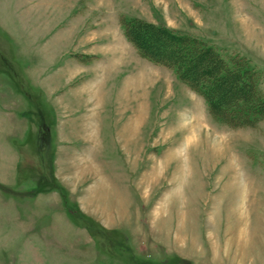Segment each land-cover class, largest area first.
<instances>
[{
  "label": "rangeland",
  "instance_id": "374dc122",
  "mask_svg": "<svg viewBox=\"0 0 264 264\" xmlns=\"http://www.w3.org/2000/svg\"><path fill=\"white\" fill-rule=\"evenodd\" d=\"M113 2L227 60L246 58L264 93V0ZM22 3L0 0V264H264V119L228 125L175 69L136 58L104 16L110 0L53 1L49 16ZM60 4L85 16L69 13L58 27ZM75 18L85 39L102 42L87 57L106 63L78 60L93 71L63 77L52 94L36 68L50 61L57 73L80 44ZM62 123L91 173L62 184V202L35 198L33 188L53 182ZM77 124L89 141L76 139ZM30 168L44 177L33 184Z\"/></svg>",
  "mask_w": 264,
  "mask_h": 264
},
{
  "label": "trees",
  "instance_id": "16d2710c",
  "mask_svg": "<svg viewBox=\"0 0 264 264\" xmlns=\"http://www.w3.org/2000/svg\"><path fill=\"white\" fill-rule=\"evenodd\" d=\"M122 23L137 52L175 69L183 82L204 97L212 115L232 126L264 119V93L258 86L261 73L246 58L234 55L227 60L201 39L140 18H124Z\"/></svg>",
  "mask_w": 264,
  "mask_h": 264
},
{
  "label": "crops",
  "instance_id": "0c3cea01",
  "mask_svg": "<svg viewBox=\"0 0 264 264\" xmlns=\"http://www.w3.org/2000/svg\"><path fill=\"white\" fill-rule=\"evenodd\" d=\"M30 2L31 5H40L39 6V9L41 10V13L40 16L44 15H48V12L50 11V9L52 8V2L55 1L54 3V6L56 8V5L58 3H61V4H64L67 2V0H18V3L19 2ZM58 1V2H56ZM63 1V2H62ZM115 0H110V2H112V5H113V8L115 7L114 6V2ZM22 3V4H23ZM60 4V10L59 9H56V10H59L60 14H62L63 12V19L61 18L59 21V25H56L58 27H61L62 26V23L65 21V18L67 15H70L71 14H77L80 16V15H84V12L81 8H77L76 6L73 7V9H71V12L68 13V11H62V5ZM64 7H66V4L64 5ZM65 9V8H64ZM31 9H29L30 11ZM49 10V11H48ZM68 10V9H67ZM103 10H106V8H104ZM32 13V11H30ZM75 12V13H74ZM105 17H108L106 18L107 20H109V24L111 26L109 27H112L114 28L116 26V23H117V27H119V32L121 33L122 35V43H126L128 45V48L129 50H132V46L133 43L127 39V36L125 34V29L123 27V19H131V18H144L146 20V17L144 16H132V17H128V16H125V14H122V12L120 10H117V7L114 8V10H109V11H106L104 13ZM36 15H39V14H35L34 16L32 17H35ZM89 16L92 15L94 16L95 14H88ZM90 16V17H92ZM82 17V16H80ZM78 17V18H80ZM48 18V17H46ZM78 18H75L73 19V27H71L70 29L72 30H75V29H79V23L81 24L82 22V18L81 19H78ZM105 20V21H101L99 23V19L97 20V24H100L97 26L98 30H104L105 28H101V27H104L103 24H105V22L108 23V21ZM148 20V19H147ZM83 25V24H82ZM1 27V26H0ZM107 27V26H106ZM2 28V27H1ZM36 32L35 33H38L37 29H35ZM39 30H42V29H39ZM43 32H46V30H42ZM34 32H31V34H33ZM86 34V32L83 30V26L80 28V30L78 31V40L80 39V44L77 45L75 48H73L72 50L70 51H64V53L62 54L64 56L65 59H67L62 65H60V67H58V69H56L58 72L57 73H53V71H51V68L48 69L47 67L50 65V61L47 62L45 65H44V70H42V68H36V72L38 75H41V73H43V81H44V88L45 87H48L49 90L51 91L52 94L56 93L57 90H59L61 87H62V82L61 80L63 79V77L66 79V80H72L73 78L75 79L77 76H79L80 74H83V73H88L89 71H93L94 69V65H79V63H77L78 60H82L84 63L85 61L84 60H91V61H94V63H97V62H105L104 60H102V58L100 59H97V57H87V56H91L93 55V51H91L90 48L92 47H95L96 45L102 43L101 41L98 42V41H92L90 39H85V37H88V36H84ZM61 35H62V32H61ZM87 35V34H86ZM62 37L64 39L67 38V29H65V32H64V35H62ZM90 38V37H89ZM37 40V38L35 39ZM34 40V41H35ZM124 40V41H123ZM103 44L105 45H109L111 44V40L108 38L106 41L103 42ZM86 46L89 48V51H86L88 53H86L85 51H83V46ZM135 47V46H134ZM136 48V47H135ZM136 51H137V48H136ZM82 54V59H80L77 55L78 54ZM139 53V52H138ZM87 54V55H86ZM89 54V55H88ZM68 55H70V59L68 57ZM95 56V55H93ZM139 56V57H138ZM136 58H139L141 61H144V58L143 56H141L140 54L136 55ZM146 59V58H145ZM49 60V59H48ZM90 61V63H92ZM60 79V83H58L57 80H55L56 82H53L52 80L53 79ZM86 76H83L82 77V80L85 79ZM262 84V83H261ZM68 85V84H67ZM79 85V84H78ZM46 89V88H45ZM91 89V87H90ZM79 93L83 92V90H81V88L78 89ZM263 121V120H260V122ZM66 126H69V125H64L63 123L59 126L60 128V131L59 132V140H58V146H55L54 148V155H55V169L53 170V182H55L54 184L51 182H47V183H44L43 187L39 188L37 187V189L33 188L32 191H34V197L35 198H43V197H54L56 198L57 200H61L63 196H61V188L63 189V187H68L66 182H69V181H75L77 182V178H82L83 176L85 177L86 175L90 174L91 170L89 165V162H86L88 161L86 157H84L83 153L79 152V151H76V147H75V140H72L71 138H69L67 135H66ZM71 129H75L76 131L73 132L74 134H76L77 138L76 139H79L80 136L84 137L85 139H87L89 141V137H93V135H90L91 132L89 131L88 127H81L80 125H76L75 127H71ZM84 129V130H83ZM88 132H87V130ZM98 137V136H97ZM81 140V139H79ZM95 142V141H94ZM24 150H22L20 152L21 156H19V158H17L20 162L19 164V171L18 172H21V168H22V160L20 158H22L23 156V153ZM27 153H29L27 150L25 151ZM82 158H81V157ZM84 159V161H83ZM86 162V163H85ZM87 168H85V166H87ZM92 165V164H91ZM89 169V170H87ZM28 171H30L31 173V177H32V182L33 184L36 182V175L42 179L44 177V173H42L41 171H39L38 169H29ZM35 171V172H34ZM32 172H34V174H32ZM39 179V180H40ZM45 179V178H44ZM19 181H22L21 179H19ZM45 181V180H44ZM61 183V185L57 182ZM20 183V182H19ZM0 186H2V188H5L6 185H4V183H0ZM69 188V187H68ZM52 189V190H50ZM53 194H52V193ZM77 194H79L83 199H88L87 198V195L85 196L84 195V191H81V194H80V191L78 190ZM79 196V197H80ZM62 202V200L60 201ZM85 202V201H84ZM83 202V203H84ZM87 203V202H86Z\"/></svg>",
  "mask_w": 264,
  "mask_h": 264
}]
</instances>
